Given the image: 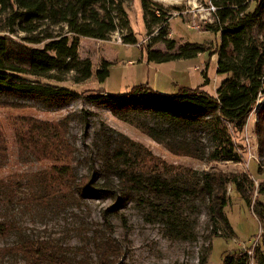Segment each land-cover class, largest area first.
I'll use <instances>...</instances> for the list:
<instances>
[{"label": "trees", "instance_id": "trees-1", "mask_svg": "<svg viewBox=\"0 0 264 264\" xmlns=\"http://www.w3.org/2000/svg\"><path fill=\"white\" fill-rule=\"evenodd\" d=\"M129 1L132 0H0V14L8 15V32L25 34L23 41L42 45L29 51L23 67L6 60V38L0 37V109L26 110L30 107L28 99L66 103L85 100L104 107L114 118L131 125L174 156L205 164L240 163L234 138L242 133L250 112L264 93V0H209L216 12L215 22L207 24V31L220 38L219 46L211 53L217 54L216 75L224 79L214 96L200 87H179L176 93L163 95L148 84L134 86L123 95L99 90L84 95L25 78L28 75L62 82L74 73L76 84L90 79L104 82L110 76L111 64L103 61L94 73L90 59L78 54L77 38L104 40L117 29L128 32L129 20L123 5ZM141 4L147 34L158 27L155 40L164 42L167 50L161 53L147 49L148 63L188 61L210 54L209 48L194 43L176 48L174 41L165 38L166 27H160L170 13L151 0H141ZM122 39L126 44L137 43L131 32ZM90 116L86 111L70 113L56 123L21 117L13 125L19 157L53 164L31 174L0 180V240L14 238L0 246V264H69L70 250L66 246L29 235V229L20 224L19 215L23 209L44 215L59 213L88 200L113 203L102 211L108 233L113 230L112 219L120 216L121 206L131 203L159 221L171 240L186 241L192 233L189 220L182 218V213L199 203L206 205L216 238H223L220 229L226 239L233 236L224 213L229 205L227 186L232 185L250 207L255 189L247 175L166 167L158 164L142 144L104 124L93 136L90 155L82 159L88 171L80 175L72 165L77 149L68 136L71 124L76 122L83 129L84 141L89 135ZM256 119L261 163L257 173L262 174L264 102ZM8 156L0 126V170L8 163ZM258 193L262 195V189ZM259 206L256 215L264 229V205ZM91 237L94 260L88 256L83 260L85 264H113L118 255L114 241L95 227ZM260 244L251 256L250 250L243 248L228 252L221 264H264V236ZM200 264H207V260L201 257Z\"/></svg>", "mask_w": 264, "mask_h": 264}, {"label": "rangeland", "instance_id": "rangeland-1", "mask_svg": "<svg viewBox=\"0 0 264 264\" xmlns=\"http://www.w3.org/2000/svg\"><path fill=\"white\" fill-rule=\"evenodd\" d=\"M151 1L170 13L171 16L165 25L161 24L160 27H166L167 36L165 38L174 41L176 48L194 43L209 48L210 54L206 53V55L188 61L165 64L148 63L147 49L164 53L167 51L166 46L164 42L155 40L159 34L158 27L149 35L147 34L141 0H132L123 5L129 20L130 30L128 32L117 29L108 34L104 40L83 36L77 38L78 54L80 58L90 59L94 73L103 61L111 64L110 76L104 82L98 83L95 79H90L76 84L74 73L68 74L62 82L36 79L28 75L25 78L62 87L68 93L84 95L97 90L110 95H123L134 86L148 84L160 94H174L179 87H200L214 96L216 89L224 79L216 75V62L211 61L213 56L211 52L216 51L220 38L207 31V24L215 22L212 18L214 13L207 11L209 0H173L169 2L171 7L164 6L163 2ZM7 18V13L0 14V37L6 38L5 42L8 47L6 60L24 67L28 61L29 51L42 47V45H33L23 41L25 34L8 32ZM115 23L118 22L115 20ZM130 32L137 42L135 45L123 42L122 38ZM27 102L30 107L26 110L0 109V126L4 130L9 151V161L0 170V180L31 174L49 168L53 164L48 161L36 162L33 159L24 161L19 157L17 144H15V130H13V125L18 118L33 117L42 122L56 123L70 113L80 114L86 111L91 113L87 126L88 137L83 141V129L76 122L71 124L68 136L69 141L75 144L77 149L72 165L76 167L80 175L88 171L87 165L81 163L82 159L90 155L89 146L93 142V136L98 132L100 124H104L134 142L142 144L152 153L158 164L161 163L166 167L172 166L181 171L243 173L254 184L255 190L251 193L252 205L250 207L239 197L232 185L227 186L229 205L224 213L234 231L233 236L228 239L225 238V232L222 229L218 232L223 234V238L214 236L207 218L206 205L199 203L195 205V208H188L182 213V218L189 220L192 233L190 239L186 241L171 240L165 234L159 221L148 216V211L131 203L121 206L120 216L112 219L111 233L105 230L102 220V211L113 204L110 201L88 200L64 211L60 210L59 213L50 212L46 215L23 209L19 215V222L29 229V235H35L54 245L66 246L70 250L69 264H85L84 261L88 256L93 257L94 260V252L90 245L91 230L94 227L101 235L105 233L109 236L118 247L116 249L118 255L113 264H200L201 257L207 260V264H221L222 258L228 252L243 248L250 250L248 256H251L253 251L261 245L264 229L256 211L261 208L259 203L264 205V173H257L261 163L258 157L255 124L257 111L264 102V93L257 101L256 107L250 112L242 133L234 138L235 145L241 154V161L238 164L225 162L205 164L174 156L131 125L114 118L111 112L104 107L93 106L85 100L66 103L64 100L46 102L28 99ZM259 189H262V195L258 193ZM13 240V237L7 239L6 242L0 240V246L11 243Z\"/></svg>", "mask_w": 264, "mask_h": 264}, {"label": "crops", "instance_id": "crops-1", "mask_svg": "<svg viewBox=\"0 0 264 264\" xmlns=\"http://www.w3.org/2000/svg\"><path fill=\"white\" fill-rule=\"evenodd\" d=\"M155 1H157V2H159V3H162L163 2V4H164V6H168V7H171V4L169 3V2H172L173 0H155ZM213 18V17H212ZM214 20V19H213ZM211 23V22H210ZM219 37V35H216V37ZM203 55H206V54H203ZM203 55H199L198 57H200V56H203ZM197 57V58H198ZM211 61H214V62H216L217 61V54H214L213 56H212V58H211ZM205 92V91H204ZM176 93V92H175ZM163 95H166V94H163Z\"/></svg>", "mask_w": 264, "mask_h": 264}, {"label": "built area", "instance_id": "built-area-1", "mask_svg": "<svg viewBox=\"0 0 264 264\" xmlns=\"http://www.w3.org/2000/svg\"><path fill=\"white\" fill-rule=\"evenodd\" d=\"M207 11H209L210 13H215L216 12L215 8L210 3H209V6L207 8ZM157 15H159V13H157Z\"/></svg>", "mask_w": 264, "mask_h": 264}]
</instances>
